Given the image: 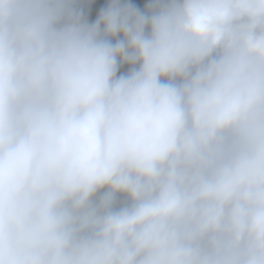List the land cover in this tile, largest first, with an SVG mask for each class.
Here are the masks:
<instances>
[{"label": "clouds", "instance_id": "clouds-1", "mask_svg": "<svg viewBox=\"0 0 264 264\" xmlns=\"http://www.w3.org/2000/svg\"><path fill=\"white\" fill-rule=\"evenodd\" d=\"M75 5L0 0V264H264V0Z\"/></svg>", "mask_w": 264, "mask_h": 264}, {"label": "rangeland", "instance_id": "rangeland-1", "mask_svg": "<svg viewBox=\"0 0 264 264\" xmlns=\"http://www.w3.org/2000/svg\"><path fill=\"white\" fill-rule=\"evenodd\" d=\"M145 2V0H121V3H133L137 5H141ZM78 0H76V7L79 11L83 14V19L88 22L92 23L95 21L101 7L106 6L108 0H85L83 4L78 5ZM115 42V41H113ZM127 71L129 70V66H124ZM123 202V198H118V206L120 203Z\"/></svg>", "mask_w": 264, "mask_h": 264}, {"label": "bare ground", "instance_id": "bare-ground-1", "mask_svg": "<svg viewBox=\"0 0 264 264\" xmlns=\"http://www.w3.org/2000/svg\"><path fill=\"white\" fill-rule=\"evenodd\" d=\"M124 72H127V69H125L124 67H122V68L120 69V72H118V75L121 74V73H124Z\"/></svg>", "mask_w": 264, "mask_h": 264}, {"label": "trees", "instance_id": "trees-1", "mask_svg": "<svg viewBox=\"0 0 264 264\" xmlns=\"http://www.w3.org/2000/svg\"><path fill=\"white\" fill-rule=\"evenodd\" d=\"M85 0H78V5L83 4Z\"/></svg>", "mask_w": 264, "mask_h": 264}]
</instances>
